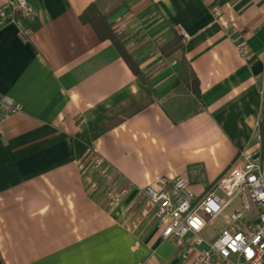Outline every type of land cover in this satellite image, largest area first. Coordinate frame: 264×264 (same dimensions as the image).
<instances>
[{"label": "crops", "instance_id": "crops-1", "mask_svg": "<svg viewBox=\"0 0 264 264\" xmlns=\"http://www.w3.org/2000/svg\"><path fill=\"white\" fill-rule=\"evenodd\" d=\"M28 1L27 35L16 23L0 27V98L23 108L0 123V264H192L205 247L186 256L187 244L163 240L137 189L184 178L201 197L243 151H261L264 0ZM92 6L111 13L151 95L117 46L82 20ZM176 37L183 50L164 55ZM182 58L200 98L195 83L175 86ZM147 98L91 142L119 185L136 188L123 201L133 210L124 225L101 192L87 190L82 135ZM221 218L205 237L217 238Z\"/></svg>", "mask_w": 264, "mask_h": 264}, {"label": "built area", "instance_id": "built-area-1", "mask_svg": "<svg viewBox=\"0 0 264 264\" xmlns=\"http://www.w3.org/2000/svg\"><path fill=\"white\" fill-rule=\"evenodd\" d=\"M31 12L28 0H12L0 8V27L16 23L22 34L27 35L29 31L22 19ZM181 36L184 41L188 39L184 32ZM22 110L12 99L1 97L0 123ZM255 137L261 143L259 122ZM84 179L88 192H101L105 206L118 212L122 224H129L133 210L124 207L123 201L136 188L131 184L119 185L120 175L95 146L90 147ZM137 191L154 210L163 240L176 241L184 247L187 244L186 256L205 247L197 252L192 264H264V155L261 151H243L233 167L201 197L189 190L184 178ZM219 217L225 218L226 225L215 240H210L203 233Z\"/></svg>", "mask_w": 264, "mask_h": 264}, {"label": "trees", "instance_id": "trees-1", "mask_svg": "<svg viewBox=\"0 0 264 264\" xmlns=\"http://www.w3.org/2000/svg\"><path fill=\"white\" fill-rule=\"evenodd\" d=\"M110 14L111 13H109V14L108 13H105V14L100 13V11L98 9H96L95 6H92L89 10H87L82 15V20L85 23L91 24L101 39H103V40L110 39L117 46V48L120 50L122 55L125 57L129 66L133 70L134 74H136V76H138L142 80V82L148 87V89L150 91V95H151V93H153V92H152L150 84H149V76L146 73H143L139 69L136 62L128 55L126 48L124 47V45H122V41H121L122 38L113 31L112 24L108 23V20L110 18ZM25 20L26 19H24L23 21L27 26V21H25ZM180 40L181 39L176 37L173 41H171L168 44H166L165 46H163L161 48V51L164 53V55L167 56V55L172 54L173 52H175L177 50H183V46L180 43ZM187 76H188V78H187ZM191 82L195 83V87L192 88L193 93L198 98H200V93L198 90V85H197V81L194 77V74L192 73L186 59L182 58L181 71L177 77V80L175 82V86L181 85L183 83L189 85V84H192ZM150 102H151V100L149 98L141 101L140 103L134 105L128 111L123 113L118 118L112 120L109 124L105 125L104 127L97 130L96 132L91 133V135L89 134V132L85 131L82 135V139L86 143H88L89 146H91L92 140L95 139L97 136L107 132L114 125H117L118 123L122 122L123 120H125L129 116H132V115L140 112L141 110L146 108L150 104ZM259 135L261 137V153H262V155H264V106H263V110H262V116H261V119L259 122Z\"/></svg>", "mask_w": 264, "mask_h": 264}, {"label": "rangeland", "instance_id": "rangeland-1", "mask_svg": "<svg viewBox=\"0 0 264 264\" xmlns=\"http://www.w3.org/2000/svg\"><path fill=\"white\" fill-rule=\"evenodd\" d=\"M223 225H224L223 218L220 217L215 220L214 224L210 227V229L212 230L213 228H221L223 227Z\"/></svg>", "mask_w": 264, "mask_h": 264}, {"label": "snow or ice", "instance_id": "snow-or-ice-1", "mask_svg": "<svg viewBox=\"0 0 264 264\" xmlns=\"http://www.w3.org/2000/svg\"><path fill=\"white\" fill-rule=\"evenodd\" d=\"M236 239H240L239 237H237Z\"/></svg>", "mask_w": 264, "mask_h": 264}]
</instances>
